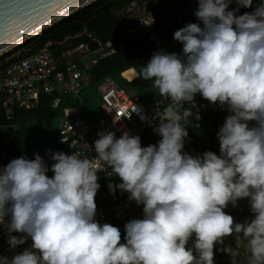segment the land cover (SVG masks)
<instances>
[{"label": "clouds", "instance_id": "clouds-1", "mask_svg": "<svg viewBox=\"0 0 264 264\" xmlns=\"http://www.w3.org/2000/svg\"><path fill=\"white\" fill-rule=\"evenodd\" d=\"M230 3L198 0L200 23L174 32L182 55L157 51L141 67L138 77L171 101L158 113L157 144L104 131L96 158L55 152L49 168L35 154L0 168V225L10 247L32 241L0 264H214V245L233 234L237 248L223 249L231 264H240L241 240L247 264H264V0L242 15L253 0ZM197 93L230 113L217 132L219 155L183 151L192 115L183 105ZM98 172L118 176L117 187L143 206L142 218L124 225L123 242L117 227L96 219ZM242 198L254 218L234 223L223 209Z\"/></svg>", "mask_w": 264, "mask_h": 264}, {"label": "trees", "instance_id": "trees-1", "mask_svg": "<svg viewBox=\"0 0 264 264\" xmlns=\"http://www.w3.org/2000/svg\"><path fill=\"white\" fill-rule=\"evenodd\" d=\"M130 1L132 0H95L91 2L45 28L37 35L2 53L0 55V68L14 60L16 57H8L18 50H20L18 56L23 57L42 48L49 49L55 55H59L61 51L73 48L80 43L87 44L91 50L102 48V51H106L113 49L112 53L100 57L88 69L90 83L98 86L105 77L122 80L127 84L125 86L136 90L143 101H150L152 97L157 96L158 90L152 88L151 80L138 77L141 67L146 66L157 51L176 53L182 47V44L173 38L174 32L186 24L200 23L194 15L198 7V0H181L179 4L172 2V10L157 15V19L150 25L134 33H127L120 23L117 11ZM107 43H109V46H106ZM131 67L137 71L138 75L135 79L127 82L121 77L120 73ZM2 98L0 96V125L10 124L14 127L10 144L15 147V152L25 146L18 145L22 136H35L50 130L52 133V146L47 154L41 156L47 166L50 168L54 163L51 159V153L63 152L69 154L70 149L68 146L58 141V129L55 121L59 115L65 114L70 106L76 105V101L68 97H62L59 107L53 109L50 107L51 96L42 95L36 107L29 109L15 108L11 118L7 119L2 108ZM194 98L203 108L200 111L199 119H195L193 114L188 118L189 124L186 129L188 136L184 140L183 151L190 153L193 148L197 151V156L206 151H212L219 155L220 143L217 132L230 113L227 111H209L205 107V99L199 93ZM183 107L191 111L192 104L186 102ZM251 124H254V122H250V126ZM161 138H156L149 131H145L141 139V146L155 145ZM25 147L30 153L39 154L33 147L29 145ZM9 157L8 159L0 158V168L7 164ZM46 174L50 178L54 175L51 171ZM97 175L100 187L94 199L97 207L105 213L102 224L109 223L117 227L121 232V242H123L124 225L130 219L142 218L143 206L139 205L135 211L126 217L124 222L114 219L110 212V203L104 197V179L100 173H97ZM114 177L119 183L122 182L118 176ZM249 199H238L235 207L231 203L226 207L231 209L226 214L233 217L234 223H244L249 217H254L250 210ZM228 209L225 212H228ZM13 235L21 234L13 233ZM8 239V233L0 236V256L7 257L9 249L12 248L8 243ZM223 240V244L214 245V256L217 257L214 264H231V257L223 249L226 247L235 249L237 246L236 240L231 235L223 238ZM31 243L32 241L28 239L24 244L30 247ZM244 243L245 241H241L240 245L243 246ZM191 246L192 240L190 239L186 247ZM248 255V253L246 256L240 253L238 257L240 264H247Z\"/></svg>", "mask_w": 264, "mask_h": 264}, {"label": "built area", "instance_id": "built-area-1", "mask_svg": "<svg viewBox=\"0 0 264 264\" xmlns=\"http://www.w3.org/2000/svg\"><path fill=\"white\" fill-rule=\"evenodd\" d=\"M166 1L132 0L128 2L117 11L121 25L127 33H134L150 25L157 19V10L161 6L164 7ZM169 1L179 4L181 0ZM257 3L253 0L251 7H240L236 15L251 13ZM237 7L236 0H231L229 10ZM106 46H109V43ZM112 52L113 49L91 50L87 44L80 43L73 48L61 51L59 55H55L49 49L42 48L23 57L14 56L16 57L14 60L0 68V96L3 97L2 108L5 117L11 118L15 108L36 107L42 95L51 96L50 107L53 109L59 107L62 97L71 98L77 104L70 106L65 114L58 116V141L68 146L69 154H76L81 158L88 159L97 157L94 142L99 139L98 133L104 131L114 132L116 138H120L127 131L131 136L139 135L141 139L144 132L149 131L156 138H160L161 136L155 131L160 123L158 113L162 112L163 108L167 107L171 101L158 93L150 101H143L136 90L117 85L111 77H105L98 86L101 100L100 109L103 116L95 121H87L81 117L80 94L90 84L88 69L100 57ZM150 84L155 89L152 81ZM191 104L193 117L199 119L203 107L195 98ZM205 107L209 111H227L226 107L220 106L218 102L213 104L206 99ZM189 154L195 157L197 151L192 148ZM19 157L33 159L29 153L21 149L9 157L7 164L12 159ZM110 170L108 169V171ZM98 173L104 179V197L110 203V212L113 218L124 222L126 217L139 205L128 199L129 193L117 187L119 181L114 176L109 177L104 172ZM230 210L228 209L227 213ZM104 218V211L97 207V221L102 224ZM7 233V229L0 225V236Z\"/></svg>", "mask_w": 264, "mask_h": 264}, {"label": "water", "instance_id": "water-1", "mask_svg": "<svg viewBox=\"0 0 264 264\" xmlns=\"http://www.w3.org/2000/svg\"><path fill=\"white\" fill-rule=\"evenodd\" d=\"M95 0H0V55ZM14 127L0 125V157Z\"/></svg>", "mask_w": 264, "mask_h": 264}, {"label": "rangeland", "instance_id": "rangeland-1", "mask_svg": "<svg viewBox=\"0 0 264 264\" xmlns=\"http://www.w3.org/2000/svg\"><path fill=\"white\" fill-rule=\"evenodd\" d=\"M167 3L165 4L164 7L161 6V8L159 10H157V15H162L166 10H172V3L167 0ZM202 26V24H201ZM183 47V46H182ZM182 47H180L178 49V51L176 52L177 55H182ZM20 50L18 51H14L11 55H9L8 58L10 57H14L16 55H18ZM115 83L119 86H125L127 85L126 83H124L122 80H114ZM80 98H81V110H80V114L82 116V118L84 119H88V120H94L97 119L98 117L103 116V112L100 109V104H101V100H100V96H99V89L98 86L93 85V84H89L87 85L81 92L80 94ZM57 123V120L55 121ZM19 146L21 145H29L31 147H33L39 154L40 156H44L45 154L48 153L50 147L52 146V133L51 131H45L42 132L40 134H37L35 136H22L21 140H20V144H18ZM15 147L9 143L8 147L6 148V150L3 153V156L0 157L1 159H8L9 156H11V154L13 152H15ZM224 211L226 209H223ZM227 213V211L225 212ZM254 217H249L247 219V221H251V219ZM235 238V234L231 235ZM243 241V240H241ZM246 242L244 243V245H239V251L242 255L246 256L247 255V251H246ZM25 248H29V246H27L26 244H22V245H18L15 248H11L9 249V254H8V258L13 257L14 255L23 252V250ZM237 248V246L235 247V249ZM214 261L217 260V257L214 256L213 257Z\"/></svg>", "mask_w": 264, "mask_h": 264}, {"label": "crops", "instance_id": "crops-1", "mask_svg": "<svg viewBox=\"0 0 264 264\" xmlns=\"http://www.w3.org/2000/svg\"><path fill=\"white\" fill-rule=\"evenodd\" d=\"M255 2H258V0H255ZM128 69H132V70L135 72V75H134L131 79H127L126 77H124V76L122 75V72H123V71H122L120 74H121V77H122L123 79H125L127 82H130L131 80H133V79L136 78V76L138 75V73H137V71H136L134 68H132V67H131V68H128ZM126 70H127V69H126ZM124 71H125V70H124ZM99 85H100V84H99ZM99 85H98V86H99ZM126 87H129V86H126ZM129 88H130V87H129ZM81 92H82V91H81ZM99 96H100V95H99ZM80 100H81V98H80ZM81 105H82V104H81ZM80 110H81V109H80ZM80 115H81V114H80ZM81 117H82V116H81ZM98 118H99V117H98ZM98 118H97V119H98ZM83 119H84V118H83ZM97 119H94V120H93V119H92V120L85 119V120H87V121H95V120H97ZM56 124H57V123H56ZM21 149H23V150H25L27 153H29V154L33 157V159L35 158V154H34L33 152L30 153L29 150H27L25 146H22ZM13 153H15V152H13ZM13 153H12V154H13ZM12 154H11V155H12Z\"/></svg>", "mask_w": 264, "mask_h": 264}, {"label": "bare ground", "instance_id": "bare-ground-1", "mask_svg": "<svg viewBox=\"0 0 264 264\" xmlns=\"http://www.w3.org/2000/svg\"><path fill=\"white\" fill-rule=\"evenodd\" d=\"M122 75L127 79H131L135 75V72L132 69H127L122 72Z\"/></svg>", "mask_w": 264, "mask_h": 264}]
</instances>
